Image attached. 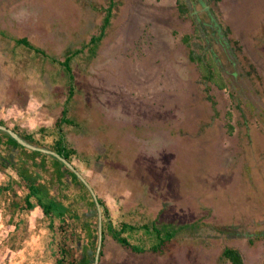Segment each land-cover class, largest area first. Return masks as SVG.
Returning a JSON list of instances; mask_svg holds the SVG:
<instances>
[{
  "label": "rangeland",
  "instance_id": "obj_1",
  "mask_svg": "<svg viewBox=\"0 0 264 264\" xmlns=\"http://www.w3.org/2000/svg\"><path fill=\"white\" fill-rule=\"evenodd\" d=\"M110 2L0 0V122L40 139L66 109L73 165L115 223L185 227L162 253L107 237L99 264H231L226 247L264 264V0ZM79 50L70 85L61 65ZM0 153V264H56L43 210L18 211L19 175L52 194L61 179L71 198L76 173L21 145ZM155 234L131 240L149 249Z\"/></svg>",
  "mask_w": 264,
  "mask_h": 264
},
{
  "label": "trees",
  "instance_id": "obj_2",
  "mask_svg": "<svg viewBox=\"0 0 264 264\" xmlns=\"http://www.w3.org/2000/svg\"><path fill=\"white\" fill-rule=\"evenodd\" d=\"M112 7L113 0H111L110 7L108 9L110 13L112 11ZM108 23L109 17L106 18L104 25L101 27V34H103V31ZM102 37L103 36L92 38L90 42L91 45H89V49L91 51L92 56L95 55L96 49ZM15 42L19 46H23L28 50L34 51L38 55H44L46 57L44 51L40 50L39 48H36L28 38H16ZM82 51L83 50H79L75 54H71L70 56L66 57L65 61L61 65V67H63V71L66 73V76H68L70 85H72L74 82V75L71 63L73 61V58ZM220 82H222L219 84L220 87L226 86V84L223 83L222 80ZM73 97V87H71V90L69 92V98L67 99L66 103H70L73 100ZM66 115L67 110L64 109L62 112V118H60L59 121L56 123V127L53 129V132H50L47 129H41L40 131H42V138L40 139L32 137L31 135L20 134L14 129L13 131L25 142L37 148L41 145L44 146V142H42L41 139H46L45 137L52 136L53 134L54 137L52 140V144L48 147L47 150L59 154L61 157L65 158L70 164L73 165V158L76 156L77 152L74 149L69 148L67 144L66 135L63 131V125H72L73 121L67 119ZM0 125H4V123L0 122ZM49 132L52 134L50 135ZM0 144H3L4 148L7 149L9 152L12 148L20 145L13 137L9 136L8 134H6V141H2V139H0ZM32 152L35 154L37 151L32 150ZM5 159L6 158L0 153V170L2 171H4L7 167ZM35 159L36 158H32V160ZM40 164L41 163L37 164V167H39ZM61 165L63 168L61 176L63 177V175H67L69 173L68 170H66L68 169V167H66L63 162L61 163ZM75 168L77 169V167ZM19 177L22 179L21 181L24 182L25 195L22 199V206L19 205L20 208L18 209V211L20 213H31L38 207L43 210L44 216L48 220H50L49 227L54 230L55 234L54 243L56 247V264H93L95 262V257L99 244L100 220L96 202L91 192L84 185V183L80 181L77 176L74 175V179L77 181L78 190L71 197V199L69 197H65L63 193V189L65 190V183H62L61 179H59L58 182L60 186L57 189V192L52 194L51 191L47 192L44 189H41L40 187L38 189L35 184L31 183V180H28V178L23 177L21 175H19ZM35 181L36 179L34 180V182ZM2 191L0 190V192ZM79 193H83L84 198L81 197ZM97 198L102 208V245L100 250V259H102L104 256L103 250L105 248V242L107 237H111L119 245L135 253H144L149 250L153 253H162L163 249L167 247L168 244L173 239H175V237H177V235L184 232L185 227H181L172 231L171 233L167 230L172 227L169 225L162 228L165 232V234L162 235L159 229L160 226L159 224L155 223V221H150L151 226L145 225L141 227L129 221H120L118 223H115L104 201L100 197H98V195ZM140 230H144L147 235H152L154 231V233H156L155 245H153L149 249H146L141 247V245L138 243L134 244L132 240L136 236V233H138ZM222 255L223 258L228 260L231 264H244L241 253L236 249L226 247L223 250Z\"/></svg>",
  "mask_w": 264,
  "mask_h": 264
},
{
  "label": "water",
  "instance_id": "obj_3",
  "mask_svg": "<svg viewBox=\"0 0 264 264\" xmlns=\"http://www.w3.org/2000/svg\"><path fill=\"white\" fill-rule=\"evenodd\" d=\"M0 130L1 131H4L5 133L9 134L11 137H13L20 145L24 146V147H27L29 149H32V150H35V151H40V152H43V153H47V154H50L58 159H60V161H62L66 167H68L69 169H71L72 171H74L76 173V175L82 180V182L84 183V185L89 189V191L91 192L95 202H96V205H97V208H98V212H99V244H98V249H97V254H96V257H95V262L94 264H99V259H100V250H101V245H102V208L98 202V198H97V195L95 194L94 190L92 189V187L89 185V183L82 177V175L77 171V169L72 165L70 164L65 158L61 157L59 154L53 152V151H50V150H44L42 148H37V147H34L32 145H30L29 143L25 142L23 139H21L14 131H12L11 129L5 127V126H2L0 125Z\"/></svg>",
  "mask_w": 264,
  "mask_h": 264
},
{
  "label": "clouds",
  "instance_id": "obj_4",
  "mask_svg": "<svg viewBox=\"0 0 264 264\" xmlns=\"http://www.w3.org/2000/svg\"><path fill=\"white\" fill-rule=\"evenodd\" d=\"M3 126V125H2Z\"/></svg>",
  "mask_w": 264,
  "mask_h": 264
}]
</instances>
